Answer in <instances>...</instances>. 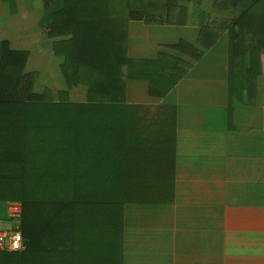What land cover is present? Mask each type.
Segmentation results:
<instances>
[{
  "label": "crops",
  "instance_id": "obj_1",
  "mask_svg": "<svg viewBox=\"0 0 264 264\" xmlns=\"http://www.w3.org/2000/svg\"><path fill=\"white\" fill-rule=\"evenodd\" d=\"M111 2L110 10L68 15L123 18L116 25L132 61L186 58L172 49L179 42L202 51L163 98L149 96L145 79L123 76L126 105L115 109L125 137L114 139L113 166L127 194L120 264H264V37L251 36L264 32V0ZM44 12L45 0H0V53H26L32 93L60 78V90L83 102L86 87L63 78L60 38L40 28ZM230 47L260 49L250 72V55L230 61Z\"/></svg>",
  "mask_w": 264,
  "mask_h": 264
},
{
  "label": "trees",
  "instance_id": "obj_2",
  "mask_svg": "<svg viewBox=\"0 0 264 264\" xmlns=\"http://www.w3.org/2000/svg\"><path fill=\"white\" fill-rule=\"evenodd\" d=\"M111 1L45 0L40 28L60 38L54 51L63 57V78L67 87H86L84 103L58 99L54 109H39L46 95L31 91L33 75L23 73L26 53H0V203L21 204L25 246L21 252H0V264H120L127 194L119 177L99 172L104 162L97 149L111 145L107 138L114 146L115 138L124 137L122 111L115 109L126 105L123 76L145 79L149 96L163 98L202 51L179 42L172 49L186 58L160 54L154 61H132L122 43L126 31L116 25H124L123 18L68 15L75 7L110 10ZM259 33L252 38L264 37ZM259 50L230 47V61L248 53L250 72Z\"/></svg>",
  "mask_w": 264,
  "mask_h": 264
},
{
  "label": "rangeland",
  "instance_id": "obj_3",
  "mask_svg": "<svg viewBox=\"0 0 264 264\" xmlns=\"http://www.w3.org/2000/svg\"><path fill=\"white\" fill-rule=\"evenodd\" d=\"M44 14H45V12H44ZM44 14H43L42 18L44 17ZM42 57H44V59H45V56H42ZM35 66L37 67V65H35ZM38 76H39L38 83L40 82L41 85H46L47 86V82L43 80V77L45 76V73L41 72ZM55 79H56L55 82H51V84H49L52 90L50 88H47L45 90L43 89L44 90L43 92L45 93L46 97L43 100L44 103L40 104L39 109H42L44 107H46V108L49 107L51 109H54V107L52 105L58 99L61 102H64V103H73V104H78V103H84V102H86V99L83 102L81 100H76L75 99V101H74V100L70 99V97L68 96V92L67 91L65 92L66 89L65 90H60L62 88V86L59 85V82L61 84L60 78H55ZM58 85H59V87H58ZM76 101H79V102H76ZM44 104H46V105H44ZM109 121H110V119H109ZM112 121L114 122V119ZM112 121L110 122L111 124H112ZM110 123H108V125H110ZM123 135L125 137V132H124ZM104 140L106 141V139H104ZM107 142H109V144H111V145L108 144L109 146H106L105 144H102V145H99L98 146V149H97L98 150V153H100V156H99L98 159L104 162V166L102 168H100V171L99 172L102 175H104V176H111L112 175L111 173L114 174V171L112 172V169H113L112 166L115 165L116 158L119 157V154L116 156L115 151H114L115 147L118 144L116 146L115 145L113 146V144H112V142H111V140L109 138H107ZM113 142L115 144V141H113ZM110 160H112V162ZM119 164L120 165H123L124 164V159L121 158L120 161H119ZM109 169H111V171ZM108 174H110V175H108ZM113 176L114 177H117L118 175L115 174ZM0 215L2 216L1 217L2 219H0V231H3L5 229H8L11 225H14V223H16V220L9 221V220L5 219L4 203H0ZM17 223H18V225H20V221L17 222Z\"/></svg>",
  "mask_w": 264,
  "mask_h": 264
},
{
  "label": "built area",
  "instance_id": "obj_4",
  "mask_svg": "<svg viewBox=\"0 0 264 264\" xmlns=\"http://www.w3.org/2000/svg\"><path fill=\"white\" fill-rule=\"evenodd\" d=\"M6 217L9 221L16 220L14 225L0 231V252H21L25 246L17 222L22 218V207L19 202L10 201L6 204Z\"/></svg>",
  "mask_w": 264,
  "mask_h": 264
}]
</instances>
